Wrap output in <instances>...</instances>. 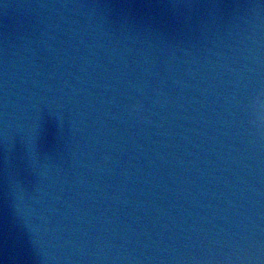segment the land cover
<instances>
[{"label":"water","instance_id":"1","mask_svg":"<svg viewBox=\"0 0 264 264\" xmlns=\"http://www.w3.org/2000/svg\"><path fill=\"white\" fill-rule=\"evenodd\" d=\"M264 0H130L0 224V264H264Z\"/></svg>","mask_w":264,"mask_h":264},{"label":"clouds","instance_id":"2","mask_svg":"<svg viewBox=\"0 0 264 264\" xmlns=\"http://www.w3.org/2000/svg\"><path fill=\"white\" fill-rule=\"evenodd\" d=\"M254 111L256 114V118L264 122V100H261L259 98L256 99L255 104H254Z\"/></svg>","mask_w":264,"mask_h":264}]
</instances>
